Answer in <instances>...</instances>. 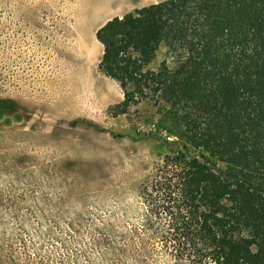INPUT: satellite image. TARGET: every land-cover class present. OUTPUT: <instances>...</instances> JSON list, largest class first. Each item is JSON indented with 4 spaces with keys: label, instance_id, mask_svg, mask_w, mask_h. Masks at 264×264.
Wrapping results in <instances>:
<instances>
[{
    "label": "rangeland",
    "instance_id": "374dc122",
    "mask_svg": "<svg viewBox=\"0 0 264 264\" xmlns=\"http://www.w3.org/2000/svg\"><path fill=\"white\" fill-rule=\"evenodd\" d=\"M161 1L0 0V238L18 264H205L144 195L179 140L151 104L117 115L123 91L99 69L97 30Z\"/></svg>",
    "mask_w": 264,
    "mask_h": 264
},
{
    "label": "trees",
    "instance_id": "16d2710c",
    "mask_svg": "<svg viewBox=\"0 0 264 264\" xmlns=\"http://www.w3.org/2000/svg\"><path fill=\"white\" fill-rule=\"evenodd\" d=\"M96 38L123 91L116 114L151 104L179 140L144 186L165 238L194 262L264 264V0H164ZM12 253L0 238V264Z\"/></svg>",
    "mask_w": 264,
    "mask_h": 264
},
{
    "label": "bare ground",
    "instance_id": "6f19581e",
    "mask_svg": "<svg viewBox=\"0 0 264 264\" xmlns=\"http://www.w3.org/2000/svg\"><path fill=\"white\" fill-rule=\"evenodd\" d=\"M91 6H89L88 8L83 7L82 9H87L84 11L89 12V15H99L102 12H104L105 10H107L108 8H106L107 6L101 2L96 3L95 5H93L91 8ZM90 8V10L88 11V9ZM88 32V30H86ZM70 37V36H69ZM71 38V37H70ZM57 39V38H56ZM67 40V39H66ZM79 40V39H78ZM73 42V41H72ZM78 44V43H77ZM74 57V56H73ZM76 60V59H75Z\"/></svg>",
    "mask_w": 264,
    "mask_h": 264
}]
</instances>
